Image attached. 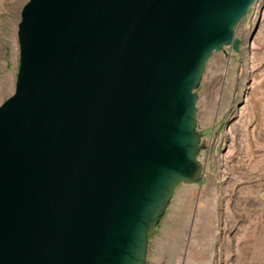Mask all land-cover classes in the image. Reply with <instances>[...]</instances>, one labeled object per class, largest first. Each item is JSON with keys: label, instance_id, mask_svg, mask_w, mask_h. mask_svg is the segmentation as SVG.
Returning a JSON list of instances; mask_svg holds the SVG:
<instances>
[{"label": "water", "instance_id": "95a60500", "mask_svg": "<svg viewBox=\"0 0 264 264\" xmlns=\"http://www.w3.org/2000/svg\"><path fill=\"white\" fill-rule=\"evenodd\" d=\"M258 0H28L0 106V264H147L200 181L198 94ZM241 105V103L239 104Z\"/></svg>", "mask_w": 264, "mask_h": 264}, {"label": "rangeland", "instance_id": "374dc122", "mask_svg": "<svg viewBox=\"0 0 264 264\" xmlns=\"http://www.w3.org/2000/svg\"><path fill=\"white\" fill-rule=\"evenodd\" d=\"M28 0H0V106L15 92L18 24ZM209 61L197 90L200 181L180 185L147 264H264V0ZM241 103V105H239Z\"/></svg>", "mask_w": 264, "mask_h": 264}]
</instances>
